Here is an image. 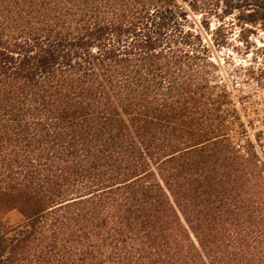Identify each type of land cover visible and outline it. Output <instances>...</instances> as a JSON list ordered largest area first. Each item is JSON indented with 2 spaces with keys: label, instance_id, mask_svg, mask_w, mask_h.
<instances>
[{
  "label": "trees",
  "instance_id": "1",
  "mask_svg": "<svg viewBox=\"0 0 264 264\" xmlns=\"http://www.w3.org/2000/svg\"><path fill=\"white\" fill-rule=\"evenodd\" d=\"M257 41L264 0H0V264H264L212 61Z\"/></svg>",
  "mask_w": 264,
  "mask_h": 264
},
{
  "label": "rangeland",
  "instance_id": "2",
  "mask_svg": "<svg viewBox=\"0 0 264 264\" xmlns=\"http://www.w3.org/2000/svg\"><path fill=\"white\" fill-rule=\"evenodd\" d=\"M199 23L200 18L189 12ZM232 50L216 52L213 63L215 80L226 87L238 111L240 125L236 127L234 139L245 147L252 146L264 169V46L257 41L245 53ZM264 175V173H263ZM7 220L16 223L20 220L17 213H11Z\"/></svg>",
  "mask_w": 264,
  "mask_h": 264
}]
</instances>
